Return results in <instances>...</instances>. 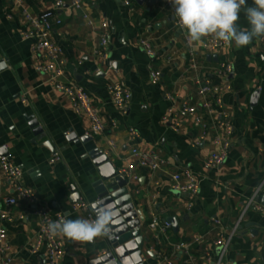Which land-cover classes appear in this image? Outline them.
<instances>
[{
    "label": "crops",
    "instance_id": "0c3cea01",
    "mask_svg": "<svg viewBox=\"0 0 264 264\" xmlns=\"http://www.w3.org/2000/svg\"><path fill=\"white\" fill-rule=\"evenodd\" d=\"M128 1L129 6L124 0H97L93 8L57 14L62 23L55 28L52 40L61 48L65 61L61 81L82 87L92 99L105 126L101 135L93 136L88 120L77 117L67 98L52 87L47 77L34 71L37 59L33 43L19 36L24 20L9 0H0V150L22 170V184L36 193L54 222L62 218L87 219L82 213L72 212V188L91 206L96 200L92 188L96 175L87 154L93 149L106 153L113 166L126 174L128 191L142 219L143 264H157V253L167 256L172 264H183V257L174 250L181 242L189 245L193 259L190 264H208L204 255L217 254L213 242L232 231L240 219L224 262L264 264V212L245 210L254 196L264 206V38L253 39L240 48L233 42L215 54H205L200 43L208 37L191 42L185 29L174 26L165 0ZM53 3L23 0L24 8L32 15L51 10ZM252 4L253 0H247V5ZM83 14L91 18V26L85 24ZM8 15L12 18L7 19ZM103 22L108 25L111 70L97 55ZM237 24L240 28L250 27L243 11ZM141 40L150 42L157 52L151 65L161 72L158 84L149 79L150 62L139 45ZM188 46L197 58V72L189 69ZM208 55H215L217 61H208ZM219 63L230 64L232 73L214 74ZM196 75L215 86L229 87L222 100L233 133L230 151L219 168L205 166L215 151L213 127L202 140L189 121L178 133L162 121L169 108L177 109L182 102H199L193 85ZM116 82H123L130 91L125 115L116 109L107 92V86ZM256 92L257 102L252 105L251 97ZM166 94L173 101L166 100ZM30 116L38 121L42 135L34 136L29 129L26 119ZM130 129L138 133L136 139H132ZM72 136L77 142L69 139ZM83 137H88L85 143L80 141ZM46 142L53 151L44 146ZM109 142L114 143V149ZM132 149L158 153L167 165L158 172L141 168L131 155ZM54 153L60 161L49 165ZM183 170L198 178L196 196L172 190V175ZM13 195L12 187L0 186V209H5L3 199ZM8 211L13 221L4 226L13 264H45L43 250L32 253L38 231L32 208L18 202ZM170 218L178 224L176 232L172 226L165 232L151 228L153 220L163 224ZM211 218L220 225L213 226ZM57 237L64 250L61 264H89L107 244L105 236L93 242ZM196 237H201L198 243L193 242Z\"/></svg>",
    "mask_w": 264,
    "mask_h": 264
},
{
    "label": "built area",
    "instance_id": "2783aa9c",
    "mask_svg": "<svg viewBox=\"0 0 264 264\" xmlns=\"http://www.w3.org/2000/svg\"><path fill=\"white\" fill-rule=\"evenodd\" d=\"M97 0H54L53 8L44 11L38 15L30 14L23 4V0H9L11 8L17 11L24 20V28L19 31V36L22 40H29L33 43V53L37 59L34 71L38 74L47 77L48 82L59 93L63 94L71 105L73 113L81 118L86 119L90 123V133L93 136L101 135L104 132L105 126L101 122L98 112L94 107L92 99L87 95L82 87L63 83L61 79L64 76V58L61 48L52 40L55 28L61 25V20L58 17L60 11L77 12L84 8L90 9L95 6ZM124 4L129 6V1L124 0ZM170 14L173 18L174 26L178 30H184L179 27L178 19L175 17L172 4L169 0H165ZM82 19L87 26L92 25V20L87 14H83ZM12 16L8 15L7 19ZM108 25L106 22L100 25V47L97 55L107 63V69H112V62L108 58ZM188 44V39H186ZM229 43L217 41L213 37L204 38L200 43V49L205 54H215L219 50L226 47ZM140 47L145 52L149 59V79L152 84H158L161 79V72L154 70L151 63L157 59V52L153 49L150 42L141 40ZM187 56L189 59V69L197 72L198 61L193 50L188 46ZM169 62L170 59L168 58ZM99 72V71H97ZM214 74L219 76H228L232 73V66L227 63H219L214 69ZM193 85L195 92L199 98V102L192 105L188 102H182L175 109L173 107L167 110L162 121L169 125L171 131L178 133L186 121H189L192 128L197 131L200 139L204 140L208 137L209 128H214L215 135L212 137V145L215 151L207 158L205 166L208 169L221 167L230 151L231 136L233 133L232 124L229 115L223 108L222 94L229 89L227 85L215 86L209 79L201 76H194ZM107 92L116 109L125 115L127 105L131 99L130 91L123 82L112 83L107 86ZM165 99L173 101V97L169 94L165 95ZM22 103L25 100L22 99ZM217 115V116H216ZM217 117L215 120L214 118ZM115 124L113 123V126ZM129 133L132 139L138 137V133L134 129H130ZM109 147L114 149V143L109 142ZM131 155L136 159V165L148 169L151 172H158L164 169L167 165L166 161L158 153L141 152L137 149L131 150ZM60 161L57 154L54 153L49 159V165H54ZM0 186L7 184L12 187L13 196L3 199L5 209H0V264H13L10 255V246L7 242V232L4 223L13 221L8 208L15 206L18 202H24L32 208L34 217L37 220L38 231L35 238V243L32 248V253L37 254L41 250L44 251L45 264H61L64 250L63 245L58 237H52L48 233L47 225L51 222L52 217L48 211L40 203L36 193L22 184V170L12 163L7 156L0 152ZM171 188L174 192L189 197L196 196L199 192V180L189 170H183L180 173H175L171 177ZM264 184V182H263ZM91 206L81 199L71 206L72 212L82 213L88 220H94L95 217L91 212ZM253 208L257 212L263 213L264 206L259 203L257 197L254 196L248 201L245 210ZM20 216L19 219L23 220ZM241 219L237 222L235 228L226 235L219 236L213 246L217 249V254H205L204 259L208 264H226L224 257L230 246L231 240L236 233V229L240 224ZM213 226H219L220 222L211 218ZM151 228L159 229L160 232H165L171 229L169 222L160 224L159 221L153 220ZM201 237H196L193 242L198 243ZM176 253L183 257V264H190L193 259L190 254V248L187 243L181 242L174 246ZM157 264H172L167 256L157 253Z\"/></svg>",
    "mask_w": 264,
    "mask_h": 264
},
{
    "label": "clouds",
    "instance_id": "9594fccd",
    "mask_svg": "<svg viewBox=\"0 0 264 264\" xmlns=\"http://www.w3.org/2000/svg\"><path fill=\"white\" fill-rule=\"evenodd\" d=\"M175 9L180 28L187 31L191 42L204 37L233 43L237 48L249 45L253 39L264 38V0H169ZM250 25L238 27L240 13ZM98 203L100 206H98ZM93 203L94 220L62 218L47 225L52 237L62 236L77 242H93L97 237L108 236L110 224L118 215L114 206Z\"/></svg>",
    "mask_w": 264,
    "mask_h": 264
},
{
    "label": "water",
    "instance_id": "95a60500",
    "mask_svg": "<svg viewBox=\"0 0 264 264\" xmlns=\"http://www.w3.org/2000/svg\"><path fill=\"white\" fill-rule=\"evenodd\" d=\"M207 60L216 62L217 57L208 55ZM257 98L258 94L256 92L251 97L252 105L257 102ZM26 120L34 136L43 134V129L34 117L30 116ZM87 138L83 137L80 141L85 143ZM69 139L77 142L73 136ZM44 146L53 151L49 142L44 143ZM0 152L6 156L2 150ZM87 156L91 159L96 175L92 184L96 196L93 203L102 202L104 206H114L118 212V215L114 217L110 224L109 235L105 236L107 244L103 253L91 260L89 264H143L141 252L145 239L140 235L142 219L135 209L132 196L128 191L126 174L113 166L108 155L99 149L89 151ZM80 199L81 197L76 193L75 188H72L71 201L76 203ZM98 206H100L99 203ZM91 210L96 218V213L92 207ZM167 221L171 224L173 231L176 232L178 229L176 220L170 218Z\"/></svg>",
    "mask_w": 264,
    "mask_h": 264
}]
</instances>
